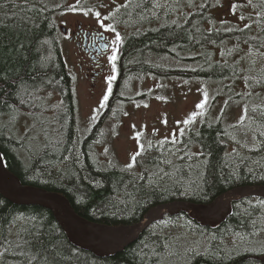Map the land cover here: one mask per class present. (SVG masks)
<instances>
[{
	"label": "trees",
	"instance_id": "16d2710c",
	"mask_svg": "<svg viewBox=\"0 0 264 264\" xmlns=\"http://www.w3.org/2000/svg\"><path fill=\"white\" fill-rule=\"evenodd\" d=\"M154 1L131 0L128 8L114 3L107 9L104 0H0V119L22 113L43 133V142L30 152L9 126L0 125L5 167L22 185L64 196L78 216L91 222L131 225L158 205H206L236 187L264 186V107L257 105L252 122H228L225 111L214 119L204 116L175 145L154 147L156 153L144 162L137 157L135 171L96 155L102 121L109 105L120 99L109 98L106 112L78 135L71 77L54 20L66 12L116 17L109 21L121 36V78L126 70L132 79L153 72L158 78L215 83V96L225 97L227 105L247 97L237 90L245 71L240 52L264 54V0H250L255 14L232 8L226 20L218 17L222 0H179L152 15ZM153 58L194 67L166 68ZM231 208L215 229L201 227L184 213L165 216L122 252L99 259L70 245L47 210L15 206L0 196V264H260L264 248L254 246L264 232V200L242 199ZM185 232L200 238L198 250ZM230 239L239 243L228 244Z\"/></svg>",
	"mask_w": 264,
	"mask_h": 264
},
{
	"label": "rangeland",
	"instance_id": "374dc122",
	"mask_svg": "<svg viewBox=\"0 0 264 264\" xmlns=\"http://www.w3.org/2000/svg\"><path fill=\"white\" fill-rule=\"evenodd\" d=\"M181 1L188 4V0ZM124 2L126 0H104L107 9L113 7L114 3L122 5ZM177 2L179 0H155L151 5L157 10L153 11L151 7L150 11L152 15H156L161 10L165 11L168 5ZM233 2L238 6L235 8L236 10L228 0L220 1V7L217 8L219 18L226 20L233 16L232 8L234 9L233 13L239 11L250 15L256 13L250 0H234ZM154 5L157 6L154 7ZM54 20L58 31L56 40L60 44L67 72L71 77L76 131L78 135H83L106 112V106L101 108L99 105L108 89L106 78L112 74L108 58L113 54L114 47L117 48L118 57L120 41L113 43L117 32L105 31L100 28L95 13L92 12L87 15L84 12H66L55 16ZM104 23L111 22L105 20ZM61 27L65 29L66 35L61 31ZM78 27L85 31H95L107 36L110 50L101 59L99 67H102V70L95 68L89 58L80 61L82 71L81 67L77 65L76 54L80 49L73 42L68 41V36L77 31ZM240 55L245 71L244 79L240 82L237 90L247 97L243 101L230 105H227L225 97L215 96L219 87L211 82L178 77L149 76L128 80L125 83V90L120 91L122 100L109 105L108 115L102 121L103 142L97 148V157L103 162L113 161L120 168L135 171V166L126 167L130 163L134 165L131 157L135 152L141 153L137 157L139 161L144 162L156 153L154 147H161V141H164V144H171L167 141L175 138L177 142L181 130L185 133L189 129H196L206 115L214 119L222 111H225L228 122L236 124L240 121L241 116H245L247 122H252L256 118L255 105L260 108L264 107V54L243 49ZM156 63V65L171 69L194 67L190 62L170 58H159ZM97 71L100 73L95 76L94 73ZM86 73L88 77H85ZM150 93H152L151 96ZM141 94L144 95L143 98L139 97ZM205 94H207V98ZM201 102H204V108L197 109L196 105ZM193 112L197 113L195 120L190 124H183L182 122ZM0 125L9 126L15 138L24 143L27 151H35L43 142L41 128L37 127L34 120L22 113L15 112L0 119ZM18 155L22 159L26 157L22 151H19ZM170 231L177 233L179 230L173 228ZM185 237L188 239L187 242L192 243L195 250L201 247L199 237L187 232H185ZM238 243L237 239L228 240V244ZM254 247L264 248V232L257 239Z\"/></svg>",
	"mask_w": 264,
	"mask_h": 264
},
{
	"label": "water",
	"instance_id": "95a60500",
	"mask_svg": "<svg viewBox=\"0 0 264 264\" xmlns=\"http://www.w3.org/2000/svg\"><path fill=\"white\" fill-rule=\"evenodd\" d=\"M62 31L64 29L62 28ZM0 196L15 206L39 207L49 211L67 241L75 248L99 259L122 252L153 223L164 216L186 214L201 227L215 229L231 214L232 203L242 199L264 200V186L233 188L206 205L184 201L169 202L150 209L139 222L125 226H108L78 216L68 200L57 193L22 185L5 167L0 153Z\"/></svg>",
	"mask_w": 264,
	"mask_h": 264
},
{
	"label": "flooded vegetation",
	"instance_id": "af4514ba",
	"mask_svg": "<svg viewBox=\"0 0 264 264\" xmlns=\"http://www.w3.org/2000/svg\"><path fill=\"white\" fill-rule=\"evenodd\" d=\"M156 8H153L154 11ZM156 11V10H155ZM67 33L64 32V35ZM63 35V36H64ZM68 41L73 42L77 48L80 50L76 54L77 59V65L81 67V71L83 70L80 61L84 58H89L92 63H94L95 68H100L102 70V67H99L101 65V59L107 55V53L110 50V44L109 40L107 39V36L104 35L102 38V34L95 32V31H85L81 29L80 27L77 28V31L71 33L68 36ZM122 60L120 57V53L118 54L117 60H116V80L112 82L111 85V94L109 95V98H119L121 99L120 91L125 90V83L132 79L125 76V71L123 73V76L121 78V68L122 66ZM153 62H157V59L153 58ZM157 64V63H156ZM100 72L97 71V73H94L95 76H98ZM157 77L158 76L153 72H146L144 77ZM85 77H88V74H85ZM121 78V79H120ZM152 93H150L151 96ZM143 94L139 95V97L143 98ZM109 100V99H108ZM260 264H264V260L261 261Z\"/></svg>",
	"mask_w": 264,
	"mask_h": 264
},
{
	"label": "snow or ice",
	"instance_id": "6c2138e0",
	"mask_svg": "<svg viewBox=\"0 0 264 264\" xmlns=\"http://www.w3.org/2000/svg\"><path fill=\"white\" fill-rule=\"evenodd\" d=\"M78 2H79V0H78ZM130 3H131V0H126V3L125 4H123V5H121V7L122 8H128L129 7V5H130ZM138 6V5H137ZM157 5H154V7H156ZM236 7H238L237 5H233V8H236ZM86 15L88 14V13H85ZM95 17L97 18V21H98V23H99V27L100 28H103L105 31H113V32H115V29H114V27H113V25H112V23H104V21L105 20H114V19H116V17L114 16V15H109V16H102L101 15V13L100 12H95ZM244 17L243 16H241V19H243ZM245 27L247 28V27H250V25H245ZM121 40V36L119 35V33H116V35H115V40H114V44L116 43V42H118V41H120ZM109 63H110V65H111V72H112V74L111 75H109L107 78H106V82H107V84H108V89H107V91H106V93H105V95L103 96V99L100 101V107L101 108H103V107H105L106 106V102L108 101V99H109V95L111 94V85H112V82L113 81H115L116 80V60H117V48L116 47H114L113 48V54L111 55V56H109ZM205 97L207 98V94H205ZM204 106H205V104H204V102H201V103H199V104H197L196 105V108L197 109H203L204 108ZM196 116H197V113L196 112H193L187 119H185L182 123L183 124H185V125H187V124H190V123H192L194 120H195V118H196ZM244 120H245V116H241V118H240V123L242 124L243 122H244ZM139 135V134H138ZM180 135H184V131L183 130H181V132H180ZM173 137H175V134H173ZM166 140H167V138H166ZM168 143H171V144H173V145H175L176 144V140H175V138H173L172 140H170V141H167ZM164 141H161V147H163L164 146ZM107 151V150H106ZM168 151H172L171 149H169ZM141 153L140 152H135L133 155H132V157H131V160L133 161V162H135L136 161V159H137V156H139ZM174 154V153H173ZM184 157L183 156H180L179 157V159H183ZM162 163H168V164H171V161H169V160H163L162 161ZM134 165H133V163H130V164H128L126 167H128V168H132ZM164 175H169L168 173H164ZM162 178V177H161ZM245 239V237H240V240L241 241H243ZM219 251V250H218ZM236 251V249H235V247L232 249V252H235ZM194 254V253H193ZM205 254H208V250L207 249H205ZM228 254H230V253H224L223 255H228ZM213 259H214V257H213Z\"/></svg>",
	"mask_w": 264,
	"mask_h": 264
},
{
	"label": "bare ground",
	"instance_id": "6f19581e",
	"mask_svg": "<svg viewBox=\"0 0 264 264\" xmlns=\"http://www.w3.org/2000/svg\"><path fill=\"white\" fill-rule=\"evenodd\" d=\"M196 129H197V128H196ZM196 129H193V130H196ZM248 186H249V185H248ZM260 186H261V185H260ZM148 211H149V210H148ZM148 211H147V212H148ZM48 212H49V211H48ZM147 212H146V213H147ZM51 215H52V214H51ZM52 217H53V216H52ZM54 221H55V220H54ZM150 227H151V226H150ZM148 228H149V227H148ZM148 228H147V229H148ZM147 229H146V230H147ZM146 230H145V231H146ZM142 233H143V232H142ZM142 233H141L140 235H142ZM140 235L138 236V238L140 237ZM138 238H137V240H138ZM137 240H135V241H137ZM135 241H134V242H135ZM134 242H132V243H134ZM132 243H131V244H132ZM69 244H70V243H69ZM131 244H130V245H131ZM70 245H71V244H70ZM128 246H129V245H128ZM128 246H127V247H128ZM127 247H126V248H127ZM74 248H75V247H74ZM76 249H77V248H76Z\"/></svg>",
	"mask_w": 264,
	"mask_h": 264
}]
</instances>
